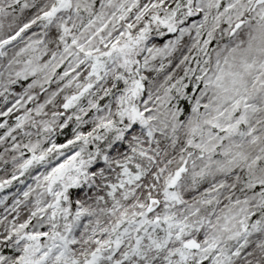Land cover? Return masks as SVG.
<instances>
[{
	"label": "snow or ice",
	"instance_id": "6c2138e0",
	"mask_svg": "<svg viewBox=\"0 0 264 264\" xmlns=\"http://www.w3.org/2000/svg\"><path fill=\"white\" fill-rule=\"evenodd\" d=\"M0 264H264V0H0Z\"/></svg>",
	"mask_w": 264,
	"mask_h": 264
}]
</instances>
